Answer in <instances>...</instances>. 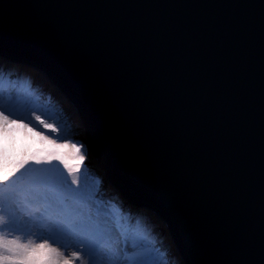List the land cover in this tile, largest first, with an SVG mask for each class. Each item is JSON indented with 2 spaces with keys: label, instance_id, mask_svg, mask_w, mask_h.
Instances as JSON below:
<instances>
[{
  "label": "water",
  "instance_id": "1",
  "mask_svg": "<svg viewBox=\"0 0 264 264\" xmlns=\"http://www.w3.org/2000/svg\"><path fill=\"white\" fill-rule=\"evenodd\" d=\"M0 60L61 94L184 264H264V0H0Z\"/></svg>",
  "mask_w": 264,
  "mask_h": 264
},
{
  "label": "snow or ice",
  "instance_id": "2",
  "mask_svg": "<svg viewBox=\"0 0 264 264\" xmlns=\"http://www.w3.org/2000/svg\"><path fill=\"white\" fill-rule=\"evenodd\" d=\"M34 82L30 73L9 69L0 60V189L22 169L29 171L27 165L48 166L31 169L37 175L21 189L24 202L39 206L26 214L39 224L34 233L22 227L26 221L12 208L6 209L0 196V264H181L149 217L124 211L122 204L104 207L91 190L84 189L81 169L87 178L89 170L83 166L87 147L73 142L70 116L58 102L45 103L43 96L38 97L32 91ZM5 93L8 99L3 102ZM9 125L35 132L48 147L30 154L10 153L3 135ZM100 183L97 178L93 187ZM69 247L76 250L66 255Z\"/></svg>",
  "mask_w": 264,
  "mask_h": 264
},
{
  "label": "rangeland",
  "instance_id": "3",
  "mask_svg": "<svg viewBox=\"0 0 264 264\" xmlns=\"http://www.w3.org/2000/svg\"><path fill=\"white\" fill-rule=\"evenodd\" d=\"M3 61V60H2ZM6 66L9 69L19 68L22 72L30 73L31 76L34 78V84L32 86V91L39 97L43 96L45 98V103L48 101L56 102V95L53 94V92L50 90V88L47 86L46 78L41 75L36 69V73H31L30 69L23 70L19 64L15 62H8L3 61ZM19 65V66H18ZM33 69V68H32ZM38 73V74H37ZM14 80L16 79L15 76L12 77ZM45 80V81H44ZM22 82V81H21ZM46 82V83H45ZM50 86V85H49ZM51 87V86H50ZM52 88V87H51ZM54 97V98H53ZM8 99L7 93H5L4 101L6 102ZM59 105L67 112L68 116H70L71 121L75 128V135L73 142L81 141L84 143V140L81 138V128L78 124L77 118H75L73 110L70 108V106L63 100V102L60 104L59 101H57ZM9 131L6 133H3L4 136L8 139V150L10 153H14L16 155L21 154H30L35 152L37 149L46 148L48 147L46 141H42L40 136H37L35 132L29 131L28 129H24L20 127L19 125H9ZM40 130V129H38ZM47 131V130H44ZM15 138V144H12V139ZM0 143H3V140H0ZM85 144V143H84ZM94 162L93 158L88 155V158L83 162V166L87 167L89 170V175L87 178L83 177V167L81 169V185L84 187L85 190H91L95 195V201L98 204L103 205L104 207H110L111 203L117 204L118 206L120 204L123 205L124 211L130 210L131 213H141L143 215H146L150 218L151 224L155 225L157 232L160 234V236L163 238L164 242L171 247L173 253L175 256L181 261V264H184L182 262V259L178 254L176 253V250L172 247L171 241L162 225L160 220L158 219L157 215L154 214L152 211L145 209L140 206H135L133 204H130L129 202H126L119 194L112 188L108 183L105 181V179L100 175L99 169L94 166L92 163ZM56 163V162H54ZM48 167L47 165H35L30 164L27 165L26 168L30 169L29 171L21 170V173H17L15 177L10 178V181L4 182L7 186L0 189V196L3 197L4 200V206L6 209L12 208L16 211L17 216L22 218L26 223L22 225V227L29 231V232H35L39 224L34 225L32 221L28 220V217L26 214H33L36 212L37 207H39L36 204H29L24 202L23 200V194L21 189L24 187V185L30 180V178L34 175H37L34 171H31V169L36 168H43ZM61 170L64 172L65 176H68V173L66 170H63V166L60 165ZM19 177V179H17ZM99 179L101 181L100 185L98 187H93V182L96 179ZM68 182L71 183V177L68 176ZM73 187H76V185H73ZM114 193V194H113ZM114 195H117L120 200H117L114 198ZM120 201V202H119ZM143 208L144 210H140L141 212H133L134 208ZM34 239V236H25L24 239ZM35 242L39 243L41 241L36 240ZM56 246V245H54ZM78 247V246H77ZM64 250V249H62ZM76 250L73 247H69L65 250V254H69L70 252ZM76 264H79L77 261Z\"/></svg>",
  "mask_w": 264,
  "mask_h": 264
},
{
  "label": "bare ground",
  "instance_id": "4",
  "mask_svg": "<svg viewBox=\"0 0 264 264\" xmlns=\"http://www.w3.org/2000/svg\"><path fill=\"white\" fill-rule=\"evenodd\" d=\"M10 63H12V62H10ZM20 65V64H19ZM18 65V66H19ZM20 67L23 69V70H27V69H30V71H31V73H36L37 71L36 70H34V69H32L30 66H27V65H20ZM38 74V73H37ZM45 81V80H44ZM47 82V83H46ZM46 84H47V86L50 88V90L53 92V94H55L56 95V102L57 101H59L60 102V104L63 102V98H62V96H61V94L60 93H58L57 91H56V89L50 84V82L48 81V80H46ZM52 87H50V86ZM54 98V97H53ZM53 102V101H52Z\"/></svg>",
  "mask_w": 264,
  "mask_h": 264
},
{
  "label": "trees",
  "instance_id": "5",
  "mask_svg": "<svg viewBox=\"0 0 264 264\" xmlns=\"http://www.w3.org/2000/svg\"><path fill=\"white\" fill-rule=\"evenodd\" d=\"M114 194V193H113ZM114 198L115 199H117V200H120L119 198H118V196L117 195H114ZM120 202V201H119ZM111 205H113V203H111ZM140 210H144L143 208L141 209V208H134L133 209V212H141Z\"/></svg>",
  "mask_w": 264,
  "mask_h": 264
}]
</instances>
